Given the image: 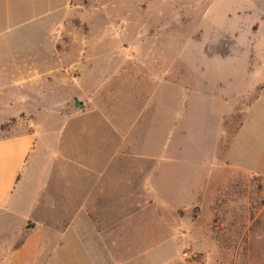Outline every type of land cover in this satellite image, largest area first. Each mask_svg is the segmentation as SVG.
Masks as SVG:
<instances>
[{
  "label": "rangeland",
  "instance_id": "rangeland-1",
  "mask_svg": "<svg viewBox=\"0 0 264 264\" xmlns=\"http://www.w3.org/2000/svg\"><path fill=\"white\" fill-rule=\"evenodd\" d=\"M54 1L0 0L6 69L50 55L60 17L57 115L3 122L0 140L43 128L59 207L63 193L76 204L90 192L112 222L138 193L123 259L145 247L156 264H264V0ZM18 96H0V121L21 110Z\"/></svg>",
  "mask_w": 264,
  "mask_h": 264
},
{
  "label": "crops",
  "instance_id": "crops-1",
  "mask_svg": "<svg viewBox=\"0 0 264 264\" xmlns=\"http://www.w3.org/2000/svg\"><path fill=\"white\" fill-rule=\"evenodd\" d=\"M69 2L64 0V9ZM51 26L50 55H30L13 70L6 69L5 64L0 67L1 73H16L12 83L0 84V96L4 97L10 87L18 88L19 96L15 100L22 106L17 115L0 121V125L15 117L38 119V114L57 115L54 110L60 101L58 98L53 100L48 83L51 82L52 87L59 83L56 45L60 17ZM1 103L0 110L8 109ZM29 104L32 105L30 108ZM259 106L257 114L260 124L264 125V104ZM41 129L36 124L31 131L0 140V264H156L149 248L143 247L138 261L133 257L123 259V254L116 250L123 242L124 226L137 211L140 213L138 193H131L134 204L128 216L112 222H107L103 212L92 206L90 192L76 204L70 193H63L59 199L67 201L64 203L67 206H58L54 198L56 186L45 181L53 161L47 163L39 157L41 140L43 145L45 143L39 132L43 131ZM235 142L231 145V153ZM228 162L231 165V161ZM55 165L60 164L54 162L53 168ZM61 165L62 179L68 181V162ZM46 171H49L48 175ZM152 259L153 263L150 262Z\"/></svg>",
  "mask_w": 264,
  "mask_h": 264
},
{
  "label": "water",
  "instance_id": "water-1",
  "mask_svg": "<svg viewBox=\"0 0 264 264\" xmlns=\"http://www.w3.org/2000/svg\"><path fill=\"white\" fill-rule=\"evenodd\" d=\"M72 107L76 112H81V111H84L85 109V105L82 102L78 101L77 99L73 100Z\"/></svg>",
  "mask_w": 264,
  "mask_h": 264
},
{
  "label": "built area",
  "instance_id": "built-area-1",
  "mask_svg": "<svg viewBox=\"0 0 264 264\" xmlns=\"http://www.w3.org/2000/svg\"><path fill=\"white\" fill-rule=\"evenodd\" d=\"M191 257V255H189L188 253H185L184 255H183V258L184 259H188V258H190Z\"/></svg>",
  "mask_w": 264,
  "mask_h": 264
}]
</instances>
